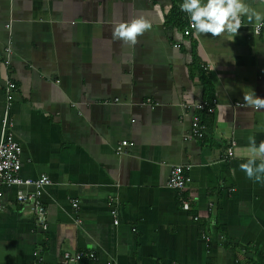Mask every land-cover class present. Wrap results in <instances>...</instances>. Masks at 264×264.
Segmentation results:
<instances>
[{"label":"crops","instance_id":"obj_1","mask_svg":"<svg viewBox=\"0 0 264 264\" xmlns=\"http://www.w3.org/2000/svg\"><path fill=\"white\" fill-rule=\"evenodd\" d=\"M242 2L261 18L213 37L189 28L184 0H0V135L11 80L20 177L50 181L46 231L20 201L34 187L3 189L0 264L88 251L99 264H264V179L240 167L264 159L251 143L264 142V110L243 100L264 98V32L248 40L264 0ZM141 17L152 28L135 45L113 36ZM207 98L218 108L197 141L184 106ZM173 167L188 179L181 199Z\"/></svg>","mask_w":264,"mask_h":264},{"label":"built area","instance_id":"obj_2","mask_svg":"<svg viewBox=\"0 0 264 264\" xmlns=\"http://www.w3.org/2000/svg\"><path fill=\"white\" fill-rule=\"evenodd\" d=\"M192 30L194 27L192 24L189 25ZM264 32V23H259L254 25L251 30V34L248 40H253L258 38ZM178 48V46H177ZM6 55L11 54L10 49L5 50ZM203 70H206L203 68ZM6 108L1 121V135H0V211L5 207L4 205V192L5 188L12 187H34L35 191L33 193L24 194L20 201L29 208L30 214L33 216L36 225L43 231L48 229L47 222V211L43 203L42 195L43 189L50 185V181L46 176H41L39 179L24 180L20 177L21 171V148L14 138V135L9 131L11 123L9 118L8 106L13 100V94L16 91V86L11 80L6 81ZM149 102V101H148ZM237 108H243L242 104H236ZM185 109L191 110L193 116L191 119V137L197 141H204L206 137L207 127L202 120V116L208 117L214 114L218 108V101L216 99L204 100L191 107L184 106ZM129 144L127 142H122L117 148V154L123 152L124 147ZM234 146V144L232 145ZM227 155L232 158L233 152L232 148L227 150ZM188 179L185 174V170L182 167H173L168 176L167 187L174 191L177 196L182 197V193L186 188ZM181 199V198H180ZM77 208V205H74ZM183 211L189 210V205L186 202L182 203ZM112 216H116V210L111 211ZM117 225V219L114 221ZM208 243V239H206ZM85 262V263H84ZM87 262V263H86ZM99 264L98 259L94 252H79V253H64L61 260L54 264ZM44 264V263H38ZM47 264V263H45Z\"/></svg>","mask_w":264,"mask_h":264},{"label":"clouds","instance_id":"obj_3","mask_svg":"<svg viewBox=\"0 0 264 264\" xmlns=\"http://www.w3.org/2000/svg\"><path fill=\"white\" fill-rule=\"evenodd\" d=\"M181 10L189 15L196 34H211L213 37L220 36L221 33L237 35L242 16H247L250 20L253 17L261 18L259 13L251 10L242 0H184ZM151 28L152 24L141 17L131 23L120 24L113 36L135 45L137 37ZM243 100L254 110H264V98L258 97L254 90L245 95ZM251 143L252 151L264 157V142L259 146H256L254 140ZM240 167L249 179L257 182L264 179V159L259 163L255 159H249Z\"/></svg>","mask_w":264,"mask_h":264},{"label":"trees","instance_id":"obj_4","mask_svg":"<svg viewBox=\"0 0 264 264\" xmlns=\"http://www.w3.org/2000/svg\"><path fill=\"white\" fill-rule=\"evenodd\" d=\"M201 83L203 85V90L205 91V93H210L212 91V85H211V81H210V77L208 75H202L201 78ZM210 98H207L206 100H209ZM239 261H237L238 263ZM247 264H251L249 262H247Z\"/></svg>","mask_w":264,"mask_h":264}]
</instances>
